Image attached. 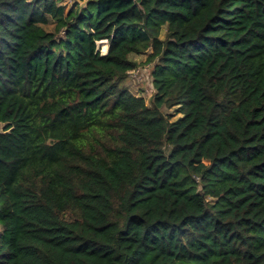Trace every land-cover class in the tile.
I'll use <instances>...</instances> for the list:
<instances>
[{
  "label": "trees",
  "instance_id": "1",
  "mask_svg": "<svg viewBox=\"0 0 264 264\" xmlns=\"http://www.w3.org/2000/svg\"><path fill=\"white\" fill-rule=\"evenodd\" d=\"M0 124V264H264V0H0Z\"/></svg>",
  "mask_w": 264,
  "mask_h": 264
},
{
  "label": "rangeland",
  "instance_id": "2",
  "mask_svg": "<svg viewBox=\"0 0 264 264\" xmlns=\"http://www.w3.org/2000/svg\"><path fill=\"white\" fill-rule=\"evenodd\" d=\"M61 3L64 4L66 10H68L76 4L83 6L86 3V0H61ZM162 37H164V33L162 34ZM101 42L98 43V46L102 52L106 53L107 51L104 50V47H106L107 42L103 44H101ZM130 58L138 62V67L135 69L136 73L130 74L131 76L125 79L123 83L133 94L146 97L148 104L151 105L153 99L152 94L155 90L153 87V77L151 76L153 63H149L146 54H132L130 55ZM175 110L176 107L164 108V111L170 114L173 119L180 116L179 114H176ZM0 128H3V124H0Z\"/></svg>",
  "mask_w": 264,
  "mask_h": 264
},
{
  "label": "built area",
  "instance_id": "3",
  "mask_svg": "<svg viewBox=\"0 0 264 264\" xmlns=\"http://www.w3.org/2000/svg\"><path fill=\"white\" fill-rule=\"evenodd\" d=\"M136 73V71L135 70H133L130 74H135ZM151 76H152V74H151ZM155 91V90H154Z\"/></svg>",
  "mask_w": 264,
  "mask_h": 264
}]
</instances>
